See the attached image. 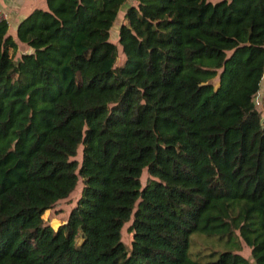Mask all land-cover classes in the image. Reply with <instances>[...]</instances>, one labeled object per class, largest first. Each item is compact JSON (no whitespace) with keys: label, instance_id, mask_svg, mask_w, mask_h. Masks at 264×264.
<instances>
[{"label":"trees","instance_id":"obj_1","mask_svg":"<svg viewBox=\"0 0 264 264\" xmlns=\"http://www.w3.org/2000/svg\"><path fill=\"white\" fill-rule=\"evenodd\" d=\"M45 2L0 21V264H264V0H133L121 66L126 0Z\"/></svg>","mask_w":264,"mask_h":264},{"label":"rangeland","instance_id":"obj_2","mask_svg":"<svg viewBox=\"0 0 264 264\" xmlns=\"http://www.w3.org/2000/svg\"><path fill=\"white\" fill-rule=\"evenodd\" d=\"M130 5H127L126 3L119 9L118 15L112 25V28L110 29V37L109 40L111 43H113L117 47V66H121L124 62V55L121 51L120 45L118 43V31L120 26L123 23L124 20V14L127 10V8ZM263 98H264V79L261 84V88L259 91V94L255 100L256 105L258 106V109L263 111L264 105H263ZM262 115L263 112H262ZM147 178V175L144 174L142 177V182H144ZM81 184L79 183L76 190L67 198L62 201H59L55 204V206L51 209L46 211L43 214V220L49 224V226L56 230L60 225L65 223L71 209L75 206L76 200L80 193ZM130 222L125 224L121 231V240L122 242L128 246L131 241V232L129 230ZM196 241V245H194L191 250H200V249H208V250H219L223 251L226 248L237 252V249L235 248V243L227 246H223L220 242H217L215 239H208L200 234H194L192 237ZM206 251L205 254H208L209 251ZM241 255H243L246 259H249V261L253 263L251 256H250V250L243 245L242 250L240 252Z\"/></svg>","mask_w":264,"mask_h":264},{"label":"crops","instance_id":"obj_3","mask_svg":"<svg viewBox=\"0 0 264 264\" xmlns=\"http://www.w3.org/2000/svg\"><path fill=\"white\" fill-rule=\"evenodd\" d=\"M127 5H132L133 0H126ZM46 8L45 0H0V11L6 14L8 34L15 38L18 26L34 10Z\"/></svg>","mask_w":264,"mask_h":264},{"label":"built area","instance_id":"obj_4","mask_svg":"<svg viewBox=\"0 0 264 264\" xmlns=\"http://www.w3.org/2000/svg\"><path fill=\"white\" fill-rule=\"evenodd\" d=\"M0 21H5L6 22V14L2 11H0Z\"/></svg>","mask_w":264,"mask_h":264}]
</instances>
